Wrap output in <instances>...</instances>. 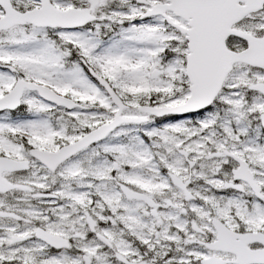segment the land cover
<instances>
[{"label": "snow or ice", "instance_id": "1", "mask_svg": "<svg viewBox=\"0 0 264 264\" xmlns=\"http://www.w3.org/2000/svg\"><path fill=\"white\" fill-rule=\"evenodd\" d=\"M0 264H264V0H0Z\"/></svg>", "mask_w": 264, "mask_h": 264}]
</instances>
